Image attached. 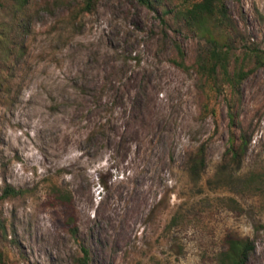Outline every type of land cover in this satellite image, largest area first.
I'll list each match as a JSON object with an SVG mask.
<instances>
[{"label": "rangeland", "instance_id": "374dc122", "mask_svg": "<svg viewBox=\"0 0 264 264\" xmlns=\"http://www.w3.org/2000/svg\"><path fill=\"white\" fill-rule=\"evenodd\" d=\"M81 1L21 14L0 0L2 264H80L83 249L88 264H218L233 238L264 264V65L236 123L223 96L204 118L197 76L171 62L176 43L194 62L197 32L138 0L76 17ZM225 3L226 44L264 51V0ZM7 186L24 195L3 199Z\"/></svg>", "mask_w": 264, "mask_h": 264}, {"label": "trees", "instance_id": "16d2710c", "mask_svg": "<svg viewBox=\"0 0 264 264\" xmlns=\"http://www.w3.org/2000/svg\"><path fill=\"white\" fill-rule=\"evenodd\" d=\"M13 3L21 14L28 8L30 0H8ZM100 0H82L76 2L72 10L75 16L92 14L96 11ZM152 12L160 14L161 20L169 25L170 16L176 23H184L186 28L197 32L203 39L197 47L194 62L188 64L186 54L179 44H175V56L171 62L183 72H192L198 78L199 87L205 96L202 103V116L206 118L214 112V101L223 96L229 108L232 123L239 118L238 104L241 99L243 83L264 65V51L257 46L246 47L242 54L237 48L226 44V35L230 38L236 33V23L225 0H138ZM222 30L224 36L215 34ZM219 39L223 40V43ZM249 141L242 137L240 150H244ZM206 167L204 149H200L193 160L192 171H203ZM24 195L23 190L7 186L3 199ZM59 199L71 201V196L59 194ZM3 227L0 225V233ZM255 245L250 239L233 238L228 241V249L218 257V264H248L250 254ZM80 264H88V251ZM3 253L0 250V264Z\"/></svg>", "mask_w": 264, "mask_h": 264}]
</instances>
